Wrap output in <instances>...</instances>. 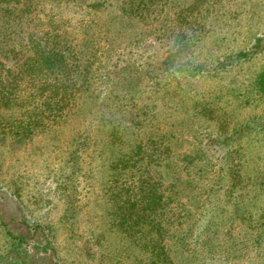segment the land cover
Returning a JSON list of instances; mask_svg holds the SVG:
<instances>
[{
    "label": "rangeland",
    "instance_id": "rangeland-1",
    "mask_svg": "<svg viewBox=\"0 0 264 264\" xmlns=\"http://www.w3.org/2000/svg\"><path fill=\"white\" fill-rule=\"evenodd\" d=\"M33 1L38 34L58 32L90 56L91 83L51 130L0 138V255L7 229L43 225L47 264L153 263L149 234L119 232L127 221L109 212L106 189L130 176L112 166L119 152L157 141L177 180L169 205L195 232L182 258L176 239L159 246L176 255L168 264H264V0H152L137 13L139 0Z\"/></svg>",
    "mask_w": 264,
    "mask_h": 264
},
{
    "label": "trees",
    "instance_id": "trees-1",
    "mask_svg": "<svg viewBox=\"0 0 264 264\" xmlns=\"http://www.w3.org/2000/svg\"><path fill=\"white\" fill-rule=\"evenodd\" d=\"M139 1L134 10L130 8L133 13L151 9L152 0ZM130 6L133 7L132 4ZM37 9L33 0L16 4L0 0V107L10 111L6 116L0 115V138L13 135L23 140L33 136L38 129L51 130L78 112L77 94L84 93L91 83L93 63L90 56L79 53L58 32L38 34ZM261 42L262 39L258 38L255 50ZM252 52L240 51L236 58L243 59ZM191 65L188 62L182 68L202 69ZM256 87L264 94V70L259 74ZM116 126H106L113 138H116ZM112 142L116 144L118 140L112 139ZM113 143L111 149L115 154L118 147ZM149 144L148 148L140 144L132 152L116 155L113 168H129L130 176L125 178L118 171V178L111 180L106 189V202L110 213L127 221L122 223L127 224V228L117 229L121 234L135 235L132 232L135 228L138 233L149 234L148 240L153 243L154 249L153 257H148L147 263H174L176 255L168 250L161 252L159 246H170L165 243L166 239H176L181 247L177 254L180 253L182 258V244L186 237L195 233L194 227L183 229V215L169 205L175 202L173 189L177 180L168 181L169 163L160 159L165 151L159 143L152 141ZM110 223L113 227L122 225L116 221ZM28 231L27 234H17L11 229L6 230L8 245L4 254L0 255V263L32 264L30 257L38 254V264H47L50 257L46 254L52 250L51 241L47 237L39 241L35 239L39 231L45 232L44 226L37 225ZM30 242L34 245L32 250H29ZM128 243L123 251H133L131 241ZM33 250L36 252H31Z\"/></svg>",
    "mask_w": 264,
    "mask_h": 264
}]
</instances>
